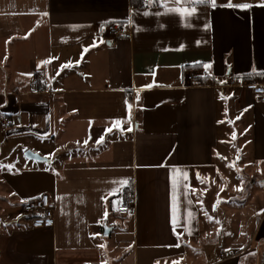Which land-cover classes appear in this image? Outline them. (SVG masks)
Here are the masks:
<instances>
[{
	"label": "crops",
	"instance_id": "obj_1",
	"mask_svg": "<svg viewBox=\"0 0 264 264\" xmlns=\"http://www.w3.org/2000/svg\"><path fill=\"white\" fill-rule=\"evenodd\" d=\"M141 2L0 0V114L12 120L0 129V264H264V184L219 208L192 191L218 164L264 170V95L186 79L260 76L264 0H232L254 5L244 11L197 5L183 18ZM110 23L131 38L103 37ZM130 189L137 213L119 216ZM44 194L55 225L34 228L23 205ZM174 207L182 224L193 211L186 226L197 228L179 248L165 247L176 242Z\"/></svg>",
	"mask_w": 264,
	"mask_h": 264
},
{
	"label": "built area",
	"instance_id": "obj_2",
	"mask_svg": "<svg viewBox=\"0 0 264 264\" xmlns=\"http://www.w3.org/2000/svg\"><path fill=\"white\" fill-rule=\"evenodd\" d=\"M147 0H142L140 7L149 8ZM101 34L108 40H116L120 38H131V32L120 23H110L101 26ZM190 84L200 82V85L219 88L242 87L250 90L254 96L264 95V80L254 81L252 79H240L237 77L228 76L224 83H216L207 75L191 73L186 76ZM12 125L10 117L0 114V129H9ZM137 213L136 196L134 189H130L117 210V214L122 217L135 216ZM23 214L31 219L34 228H51L55 225V205L51 197L47 194L42 195L39 199H34L23 205ZM51 221V223H49ZM222 258H227L221 254Z\"/></svg>",
	"mask_w": 264,
	"mask_h": 264
},
{
	"label": "snow or ice",
	"instance_id": "obj_3",
	"mask_svg": "<svg viewBox=\"0 0 264 264\" xmlns=\"http://www.w3.org/2000/svg\"><path fill=\"white\" fill-rule=\"evenodd\" d=\"M157 0H147V5L148 7H151L154 3H156ZM159 3H160V6L165 8V13L163 14H168V13H176V14H179L182 18L183 17H192L194 16L196 13H197V5H205V6H210L213 10H215L216 8L220 7V8H228V9H236V10H241V11H244V10H250L251 8L254 7V5L252 3H233L232 0H220V2L218 3V0H176V3L177 4H180V5H183L184 3H188L190 4L191 6L190 7H185V6H178V7H169L168 6V3H167V0H159ZM258 6L260 7H264V3H261L259 4ZM137 15L141 14V13H135ZM143 15L145 16H148V15H151V13L149 12H144L142 13ZM156 15H161V13L157 12ZM128 23L129 24H132L133 23V20L131 17H129V20H128ZM139 30V29H137ZM42 63H49V61H44ZM196 63H202V62H196ZM69 65L68 64H63L61 65V70H63L64 68H67ZM203 67L205 69H208L211 67L210 64H203ZM256 72V69H253V73ZM59 73H57L58 75ZM30 75V74H29ZM259 75L261 76H264V71H260L259 72ZM221 83H224V81H221ZM147 87V86H145ZM136 101L139 102L140 100V96H139V93L136 94V97H135ZM126 104H128V108H129V111L131 110V107L132 105L128 103V101L126 100L125 101ZM129 120H130V117H129ZM113 127L117 128V130L119 131H132V128L131 127H128L127 129H124L123 127V121L122 120H115L113 122ZM107 132H111L112 131V128H108L106 130ZM233 138H235V136H233ZM104 140V136L101 135L97 140H96V143L99 144V143H102ZM85 144L88 143V141H84ZM217 156H219V153H217ZM221 159H226L224 157H220ZM7 167H11L10 165L7 166ZM226 167H234V165H231V164H227ZM217 173H219V169L216 170ZM184 177L185 179H187V175L184 174ZM197 178H199V174H197ZM119 183L121 185H124V184H127L128 181L125 179V180H121L119 181ZM185 187L187 188L188 185L186 184ZM193 192H195V189H192ZM114 195L116 194L115 192L113 193ZM192 201L191 200H188V205L191 206L192 205ZM197 203H201V201L199 200V197H197ZM113 210H116V203L114 202L113 204ZM213 211H215V206H213ZM201 211H204V215L206 217H208L209 220H212L213 217L209 216L208 215V212L205 211L204 209H201ZM107 215V212H105V216ZM194 219V213L193 211L191 210H188L187 211V220L185 222V224H182L180 219L178 218V216L176 215V210H175V207H174V210H173V215H172V219H171V225H172V232L173 234L176 236V242L174 244H171V245H165V247H176V248H179L181 246L180 244V240H181V237L187 233V235H192L194 232L197 231V228L196 227H188L186 225H191L192 224V221ZM217 223H219V221H216ZM49 223H51V221H49ZM197 224H198V221H197ZM177 229H181V231H177ZM219 234V233H218ZM94 235H99V234H94ZM101 247H103V245H101ZM226 252H231V249H225ZM155 264H159V260H157L155 262ZM172 264H178V261L174 260L172 262Z\"/></svg>",
	"mask_w": 264,
	"mask_h": 264
},
{
	"label": "rangeland",
	"instance_id": "obj_4",
	"mask_svg": "<svg viewBox=\"0 0 264 264\" xmlns=\"http://www.w3.org/2000/svg\"><path fill=\"white\" fill-rule=\"evenodd\" d=\"M217 169H219V173H217ZM257 183L264 184L263 169L243 168L239 165L229 168L225 164H218L213 169L203 171L192 189H195L194 194L199 199H204L209 203L215 201L216 207L219 208L220 203L229 198L245 202L251 193L249 187Z\"/></svg>",
	"mask_w": 264,
	"mask_h": 264
},
{
	"label": "water",
	"instance_id": "obj_5",
	"mask_svg": "<svg viewBox=\"0 0 264 264\" xmlns=\"http://www.w3.org/2000/svg\"><path fill=\"white\" fill-rule=\"evenodd\" d=\"M26 157L29 158V159L36 160V161L48 162L47 159L42 158L39 155L34 154V153L30 152V151H28L26 153ZM110 232H111V228L105 227V235H109Z\"/></svg>",
	"mask_w": 264,
	"mask_h": 264
},
{
	"label": "trees",
	"instance_id": "obj_6",
	"mask_svg": "<svg viewBox=\"0 0 264 264\" xmlns=\"http://www.w3.org/2000/svg\"><path fill=\"white\" fill-rule=\"evenodd\" d=\"M247 79H252L254 81H263L264 80V76H250V77H247Z\"/></svg>",
	"mask_w": 264,
	"mask_h": 264
}]
</instances>
